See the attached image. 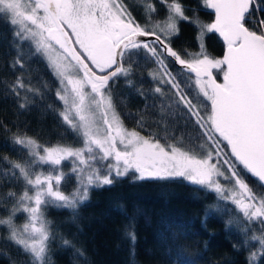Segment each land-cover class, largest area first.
Masks as SVG:
<instances>
[{
  "label": "snow or ice",
  "instance_id": "snow-or-ice-1",
  "mask_svg": "<svg viewBox=\"0 0 264 264\" xmlns=\"http://www.w3.org/2000/svg\"><path fill=\"white\" fill-rule=\"evenodd\" d=\"M139 2L147 20L152 21L157 12L153 0ZM159 2L167 8L166 19L141 24L124 0H0V19L11 25L15 42L34 47L59 79L57 98L64 106L61 119L82 141V146L73 147L13 137L19 150H27L28 158L8 161V168L0 171V177L8 181L0 185V204L12 205L7 216L0 217V226L8 229V238L31 264H48L54 237L46 208L75 209L88 199L90 187L111 185L113 171L121 176L134 169L139 179L183 177L236 205L249 224L264 225V195L254 192L241 175L246 171L264 186V19L257 20L255 27L248 26L249 17L256 11L254 0H203L205 7L214 11L211 24L185 15L179 0ZM180 21L198 28L199 52L180 53L172 47L171 38L178 35ZM205 31L222 37L226 45L222 59L207 54ZM142 56L145 62L157 65V72L150 73L154 80L177 90V97L203 130L204 143L192 149L179 143L165 147L124 127L113 103L111 82L130 77ZM167 57L190 74L189 80L210 102L206 116L181 92L165 62ZM14 66L23 69L24 63L16 59ZM213 70L223 74L222 83L217 82ZM11 91L22 97L19 106L23 109L27 107V93L39 90L20 75ZM154 91L163 93L161 87ZM138 124L143 126L142 121ZM65 160L71 162L78 184L70 194L62 191L69 178L62 167ZM109 160L115 163L104 165L108 171L102 174L99 164ZM43 165L49 166L47 171L36 170ZM17 183L21 191L9 187ZM17 213L25 214V222L19 227L14 222ZM129 236L135 243V233ZM252 239L259 241V252L264 254V233ZM63 243L70 244L68 240ZM168 255L169 264H198L199 258L186 256L184 245L176 239ZM256 256L252 253L250 260Z\"/></svg>",
  "mask_w": 264,
  "mask_h": 264
},
{
  "label": "trees",
  "instance_id": "trees-1",
  "mask_svg": "<svg viewBox=\"0 0 264 264\" xmlns=\"http://www.w3.org/2000/svg\"><path fill=\"white\" fill-rule=\"evenodd\" d=\"M153 2L157 12L148 21L139 0H124L141 24L166 19L167 8L159 0ZM179 3L188 17L198 18L202 24L214 22V11L205 7L203 0H179ZM254 8L249 27L264 19V12L260 11L264 9V0H254ZM197 33L198 28L180 21L178 35L171 38L172 47L180 53L199 52ZM203 45L210 57L222 59L226 45L218 33L205 31ZM16 59L23 61V69L14 66ZM165 62L181 92L206 116L210 102L199 94L194 81L188 78L190 74L177 68L169 58ZM134 68L130 77H117L111 82L113 103L124 127L165 147L179 143L185 149H192L204 143L203 130L177 97V90L169 84H160L150 75L157 72V65L145 62L142 56ZM213 72L222 82L223 74ZM20 75L39 90L36 94L27 93L29 99L23 109L19 106L22 97L11 91V85ZM156 87H161L163 93H156ZM60 88V81L45 57L28 42L17 44L11 25L0 19V171L8 168V161L28 158L27 150H19L20 146L13 143L14 135L31 137L42 145L82 146L81 138L61 119L64 106L57 98ZM221 148L230 156L229 149L223 144ZM48 168L43 165L36 170ZM63 171L68 173L70 169ZM241 175L254 192L264 195V187L257 179L246 171ZM67 176L62 191L70 194L78 184L73 175ZM138 177L131 172L112 178L111 185L90 187L88 199L75 209L47 207L45 216L54 237L48 264H169L168 250L173 239L184 245L186 256L199 258L198 264H264L259 241L252 239L253 235L264 233V225L249 224L236 205L182 177ZM4 184H8L7 178L0 177V185ZM9 187L22 190L18 183ZM11 207L0 204V217L7 216ZM22 221L24 214L17 213L14 222L18 226ZM130 232L135 233V243ZM64 240L70 244L65 245ZM252 253H257L254 260H250ZM0 264H31L30 258L8 238V229L3 226H0Z\"/></svg>",
  "mask_w": 264,
  "mask_h": 264
},
{
  "label": "rangeland",
  "instance_id": "rangeland-1",
  "mask_svg": "<svg viewBox=\"0 0 264 264\" xmlns=\"http://www.w3.org/2000/svg\"><path fill=\"white\" fill-rule=\"evenodd\" d=\"M119 147H121L122 148V146H119ZM108 163H115V161H113V160H109V161H103V162H101L100 164H99V167L101 168V172H102V174H106L107 173V171H108V169L106 168V167H104V165H106V164H108ZM221 164H222V161H221ZM62 167H63V169L64 168H69L70 169V171L68 172V173H66V175L67 174H71V175H73L72 174V171H71V169H72V164H71V162L69 161V160H65V161H63L62 162ZM226 167V166H225ZM131 172H135L138 176H139V173H137L134 169H129V171L127 172V174L128 173H131ZM126 175V174H125ZM125 175H121V176H125ZM114 177H117V175L115 174V172L113 171L112 172V178H114ZM169 178H171V177H169ZM183 178V177H182ZM185 179V178H184ZM221 179V181L223 182V183H228L227 181H223V178H220ZM187 180V179H186ZM187 181H189V180H187ZM75 191V190H74ZM66 194V193H65ZM25 222V214H24V221H22V223L20 224V225H18V227L19 226H22L23 225V223Z\"/></svg>",
  "mask_w": 264,
  "mask_h": 264
},
{
  "label": "water",
  "instance_id": "water-1",
  "mask_svg": "<svg viewBox=\"0 0 264 264\" xmlns=\"http://www.w3.org/2000/svg\"><path fill=\"white\" fill-rule=\"evenodd\" d=\"M214 15H215V14H214ZM214 20H215V19H214ZM141 39H152V38L141 37ZM225 52H226V48H225L224 54H225ZM224 54H223V55H224ZM167 58H169L170 60H172L173 63L176 65L177 68H179V69H181V70L184 71V69H182V67H181L179 64H177V63H176L171 57H167ZM222 58H223V57H222ZM184 72H185V71H184ZM186 73H187V72H186ZM188 74H189V73H188ZM192 75H194V74H192ZM217 82H218V83H222L223 81L220 82V81L217 80ZM254 178H255V177H254ZM255 179H256V178H255ZM263 187H264V186H263Z\"/></svg>",
  "mask_w": 264,
  "mask_h": 264
}]
</instances>
